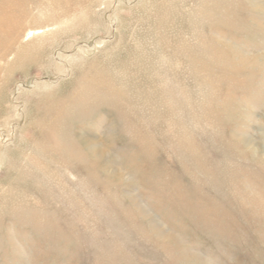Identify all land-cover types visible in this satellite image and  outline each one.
<instances>
[{
    "label": "rangeland",
    "instance_id": "1",
    "mask_svg": "<svg viewBox=\"0 0 264 264\" xmlns=\"http://www.w3.org/2000/svg\"><path fill=\"white\" fill-rule=\"evenodd\" d=\"M0 264H264V0H0Z\"/></svg>",
    "mask_w": 264,
    "mask_h": 264
},
{
    "label": "bare ground",
    "instance_id": "2",
    "mask_svg": "<svg viewBox=\"0 0 264 264\" xmlns=\"http://www.w3.org/2000/svg\"><path fill=\"white\" fill-rule=\"evenodd\" d=\"M84 94V93H83ZM81 97V96H80ZM76 99V98H75ZM58 103V102H57ZM60 104V103H59ZM52 107V106H51ZM58 110V109H57ZM60 110V109H59ZM63 113H64V111H63ZM59 114V113H58ZM54 121V120H53ZM53 123V122H52ZM57 123V122H56Z\"/></svg>",
    "mask_w": 264,
    "mask_h": 264
}]
</instances>
